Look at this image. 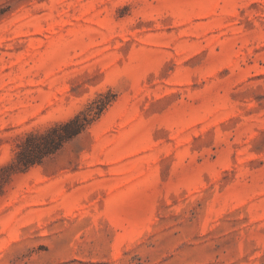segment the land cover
Masks as SVG:
<instances>
[{"label": "rangeland", "instance_id": "374dc122", "mask_svg": "<svg viewBox=\"0 0 264 264\" xmlns=\"http://www.w3.org/2000/svg\"><path fill=\"white\" fill-rule=\"evenodd\" d=\"M0 264H264V0H0Z\"/></svg>", "mask_w": 264, "mask_h": 264}, {"label": "trees", "instance_id": "16d2710c", "mask_svg": "<svg viewBox=\"0 0 264 264\" xmlns=\"http://www.w3.org/2000/svg\"><path fill=\"white\" fill-rule=\"evenodd\" d=\"M97 97L87 102L72 116L50 125L43 131L29 132L25 141L18 144V149L11 161L0 165V194L13 173L24 170L42 161L49 154L58 150L66 141L80 134L96 120L114 98Z\"/></svg>", "mask_w": 264, "mask_h": 264}]
</instances>
